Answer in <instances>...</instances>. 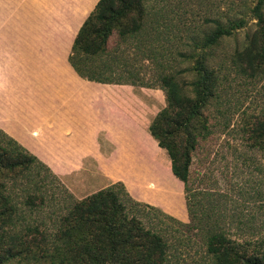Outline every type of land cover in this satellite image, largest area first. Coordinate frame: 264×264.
<instances>
[{"label": "trees", "instance_id": "16d2710c", "mask_svg": "<svg viewBox=\"0 0 264 264\" xmlns=\"http://www.w3.org/2000/svg\"><path fill=\"white\" fill-rule=\"evenodd\" d=\"M143 3L99 0L80 28L69 57L83 78L117 82L107 75L118 60L111 52V36L117 29L123 42L143 29V22L128 18L133 11L143 15ZM263 6L264 0H259L253 8L258 29L232 56L234 67L243 73H264ZM244 26V19L219 24L206 35L202 47L210 48ZM220 70V66L211 67L202 53L196 58L189 87L173 74L163 75L167 105L148 126L167 151L173 175L184 183L189 223L137 200L122 181L76 199L50 166L0 129V264H167L168 237L147 227L144 219L163 216L182 234L204 228V218L199 219L193 209L191 165L197 146L210 133L205 109L223 84ZM250 130L252 146L264 151V119ZM58 198L65 212L55 218L46 216L45 208ZM204 243L213 264H264V240L240 241L210 224Z\"/></svg>", "mask_w": 264, "mask_h": 264}, {"label": "rangeland", "instance_id": "374dc122", "mask_svg": "<svg viewBox=\"0 0 264 264\" xmlns=\"http://www.w3.org/2000/svg\"><path fill=\"white\" fill-rule=\"evenodd\" d=\"M258 1L144 0L143 15L133 11L128 16L143 22V29L123 42L117 29L111 36V52L118 60L107 75L117 80L110 83L114 87V99L122 100L129 112L128 149L133 158L128 159L135 163L128 164L127 169H120L116 163V177L127 189L129 185L121 175L134 181L139 193L161 203L171 213L143 202L187 223L190 217L183 182L173 175L167 151L148 137V126L167 105L161 87L163 75L173 74L189 87L195 76L196 58L202 53L208 56L211 67H221L223 84L205 109L210 133L197 146L191 165L193 209L199 219L204 218V228L182 234L172 229L173 222L163 216L144 219L147 227L168 237L167 264H213L204 243L210 224L220 226L240 241L264 240V151L252 146L250 130L258 120L264 119V73H243L232 62L234 52L258 29L253 13ZM241 19L245 20V26L233 35L210 48L202 47L206 35L219 24ZM116 84L123 87L115 89ZM134 121L139 126L137 130L132 129ZM100 143L106 153L112 151L103 135ZM147 143L150 154L146 149L134 153L139 144ZM123 158L113 156L112 161L119 163ZM57 175L76 199L112 182L92 160H87L78 172ZM59 198L45 208L46 216L55 218L57 213L65 212L64 206L58 205Z\"/></svg>", "mask_w": 264, "mask_h": 264}, {"label": "crops", "instance_id": "0c3cea01", "mask_svg": "<svg viewBox=\"0 0 264 264\" xmlns=\"http://www.w3.org/2000/svg\"><path fill=\"white\" fill-rule=\"evenodd\" d=\"M98 2L0 0V129L59 175L78 172L92 160L113 183L120 179L116 163L120 169L135 164L128 159L133 158L128 109L114 99L110 83L83 78L69 60L75 38ZM102 135L113 148L110 153L103 150ZM148 147L150 143L139 144L134 153ZM117 155L124 157L119 163L112 161ZM121 179L134 198L171 213L139 193L134 181Z\"/></svg>", "mask_w": 264, "mask_h": 264}]
</instances>
